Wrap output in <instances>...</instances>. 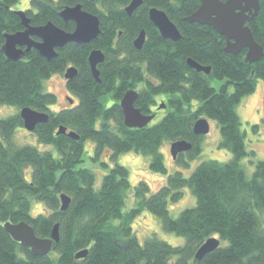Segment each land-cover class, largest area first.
Here are the masks:
<instances>
[{
	"label": "trees",
	"instance_id": "trees-1",
	"mask_svg": "<svg viewBox=\"0 0 264 264\" xmlns=\"http://www.w3.org/2000/svg\"><path fill=\"white\" fill-rule=\"evenodd\" d=\"M131 1L31 0L25 12L35 26L51 21L73 31L75 22H66L60 13L66 6L82 4L99 16L102 32L91 43L68 42L57 48L58 55L51 60L32 48L14 61L2 48L5 33L23 29L14 9L19 0H0V104L19 109L0 117V264H264V159L252 161L253 174L246 173L241 160L255 152L247 148V132L237 110L264 79V58L248 62L247 49L231 54L225 50L226 37L213 26L187 21L200 0H143L129 15L126 6ZM152 7L171 17L182 33L180 40L162 37L149 18ZM248 24L264 47V0ZM143 29L146 42L137 49L134 41ZM96 48L105 53L99 64L100 81L89 63ZM188 58L210 66L211 72L192 69ZM70 66L78 68L76 77L66 78L76 102L55 111L51 106L58 97L47 90L45 81L54 74L64 75ZM214 80L221 82L219 86H213ZM130 89L139 93L135 104L144 114L158 116L166 108L162 119L142 128L125 125L119 102ZM109 99L112 103L107 105ZM162 102L166 106L161 108ZM24 106L50 114L34 133L56 153L14 141L16 129L24 127L20 116ZM201 117L218 122L219 146L230 150L233 158L207 159L187 176L176 170L155 192L142 180L134 186L135 205L127 208L130 171L117 162L118 156L132 150L145 154L151 169L165 174L164 142L186 139L192 149L174 160L189 165L203 151L204 136L193 131ZM60 125L78 133L79 140L58 134ZM89 139L94 141L91 159L107 169L100 185L95 171L83 165ZM106 150L116 161L112 168L100 159ZM187 186L196 204L173 217L169 200L181 199ZM63 193L72 198L66 210H61ZM34 200L45 206L37 214L32 212ZM146 209L160 217L165 230L186 242L177 246L155 235L140 242L133 222ZM8 220H24L43 237H50L58 223L60 241L51 253L35 256L6 231ZM211 237L220 239V246L197 260L198 249ZM85 248L86 256L77 259L75 254Z\"/></svg>",
	"mask_w": 264,
	"mask_h": 264
},
{
	"label": "water",
	"instance_id": "water-1",
	"mask_svg": "<svg viewBox=\"0 0 264 264\" xmlns=\"http://www.w3.org/2000/svg\"><path fill=\"white\" fill-rule=\"evenodd\" d=\"M143 0H132L126 6L129 15H132ZM261 9V0H200L199 8L191 13L186 20L198 22L199 24H207L213 26L220 35L226 37L225 50L231 54H238L244 49L246 51V60L248 62H256L264 58V47L256 40L255 35L248 24L254 20ZM21 17L23 29L13 33H5V43L2 52L9 60L19 61L26 52L36 48L40 55L51 60L57 56V48H62L68 42H77L79 44L91 43L99 36L101 31V20L97 14H93L86 10L82 4L66 6L62 9L60 16L66 22H75L73 31H67L60 28L54 22L49 21L42 26H35L30 23V19L24 10H15ZM149 18L152 20L156 28L165 39L178 41L182 37V33L176 26L174 21L161 8L152 7L149 10ZM146 42V31L143 29L135 38L134 45L137 49L143 47ZM188 64L193 69L200 72L210 73V66L201 65L196 60L188 58ZM105 60V53L96 48L91 50L89 55V63L91 71L95 79L100 81L99 64ZM78 68L70 66L65 71V77L72 79L76 77ZM139 97V93L135 89L128 90L119 104L122 107L124 115V123L128 127L142 128L148 126L156 117L155 113L144 114L136 106L135 101ZM166 103L162 102L161 108ZM20 116L24 121V128L31 132H35L36 126L40 123L49 121L50 114L42 112L30 106L21 108ZM211 129V123L208 118H198L195 121L194 133L205 136ZM58 134H67L71 138L79 140V134L75 131H68L64 125L59 126ZM193 144L185 140H177L171 143V155L177 158L178 154L186 153L191 150ZM71 196L66 193L61 195V210H66L71 205ZM6 231L14 240L20 242L23 246L28 247L35 256L47 255L52 252L53 244L60 241L59 228L60 224L56 223L51 231L50 237L38 236L35 228L30 223L22 220L14 223L10 220L4 224ZM221 240L217 237H211L200 246L196 253V259L201 260L206 254L218 248ZM88 249L85 248L75 254L77 259L86 256ZM79 264V263H75Z\"/></svg>",
	"mask_w": 264,
	"mask_h": 264
},
{
	"label": "rangeland",
	"instance_id": "rangeland-1",
	"mask_svg": "<svg viewBox=\"0 0 264 264\" xmlns=\"http://www.w3.org/2000/svg\"><path fill=\"white\" fill-rule=\"evenodd\" d=\"M31 0H19L14 6L15 10H27L32 6ZM221 82L214 80L212 82L213 86H219ZM45 86L47 90L56 92L58 97V102L56 105L51 107L56 111L62 107H67L71 104H74L76 100L72 99L74 96L71 95L66 86V77L62 74H54L51 78L45 81ZM161 97V96H160ZM158 98V102H161V98ZM112 101L106 100V104L110 105ZM16 106H10L6 104H0V117L14 115L18 112ZM164 110H161V114L156 116L153 121H158L162 119L164 115ZM241 120L243 121V129L247 132L246 141L248 150H253L255 155L250 157H244L241 160V163L244 165L246 173L251 176L255 169V164L252 161H258L264 159V79H259L257 83V90L247 95L243 98V101L237 106ZM211 123V129L204 136L203 139V151L200 155L193 161L189 162V165H183L177 163L173 155H171V145L169 141H165L162 146V153L165 156V163L168 166V173H160L153 171L150 167V157L145 154H140L135 151L122 152L118 156L117 162L124 164L129 168L130 175L129 179L132 184V191L127 197V208H130L135 205V189L134 186L140 181H147L151 188V192H155L159 187L165 185L168 180V174L175 172L176 170H181L185 176L190 175L191 172L197 167V165L202 161H207V159H215L221 161H229L233 158V153L230 150L223 149L219 146V140L221 139V132H219L218 122L214 120H209ZM258 125V128L254 129V126ZM14 141L21 145L31 144L37 146L41 150L52 149L55 153L56 150L50 145L43 144L38 140L37 134L27 130L24 127H18L14 136ZM94 141L89 139L86 142L85 149H87L85 154L86 161L83 163L86 167H91L96 173L97 184L102 183V177L107 171L101 162L95 163L90 156L94 155ZM102 162L108 164L109 168L115 165L116 161L111 157L109 151L106 150L100 157ZM196 197L191 192L190 187L183 189V195L181 199L177 202L169 200V209L173 217H178L180 212L196 204ZM33 213L37 214L39 211L44 210V204L42 202L33 201ZM126 209V208H125ZM133 230L136 232L140 242L144 243L145 239L148 236L155 235L160 239L169 241L173 245L179 246L186 242L183 236H178L173 232L167 231L163 228L162 220L157 214H154L152 211L147 210L143 211L138 215L133 222Z\"/></svg>",
	"mask_w": 264,
	"mask_h": 264
},
{
	"label": "flooded vegetation",
	"instance_id": "flooded-vegetation-1",
	"mask_svg": "<svg viewBox=\"0 0 264 264\" xmlns=\"http://www.w3.org/2000/svg\"><path fill=\"white\" fill-rule=\"evenodd\" d=\"M71 102H72V100H71Z\"/></svg>",
	"mask_w": 264,
	"mask_h": 264
}]
</instances>
